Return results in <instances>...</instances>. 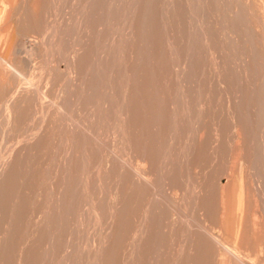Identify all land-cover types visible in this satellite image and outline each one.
<instances>
[{
    "label": "rangeland",
    "instance_id": "rangeland-1",
    "mask_svg": "<svg viewBox=\"0 0 264 264\" xmlns=\"http://www.w3.org/2000/svg\"><path fill=\"white\" fill-rule=\"evenodd\" d=\"M0 264H264V0H0Z\"/></svg>",
    "mask_w": 264,
    "mask_h": 264
}]
</instances>
